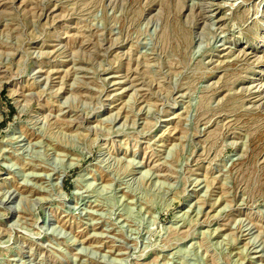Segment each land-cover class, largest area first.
Listing matches in <instances>:
<instances>
[{"label": "rangeland", "instance_id": "obj_1", "mask_svg": "<svg viewBox=\"0 0 264 264\" xmlns=\"http://www.w3.org/2000/svg\"><path fill=\"white\" fill-rule=\"evenodd\" d=\"M0 264H264V0H0Z\"/></svg>", "mask_w": 264, "mask_h": 264}]
</instances>
